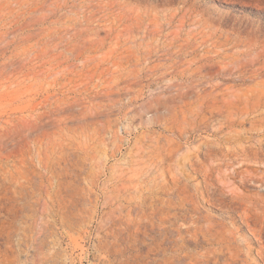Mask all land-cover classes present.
I'll return each instance as SVG.
<instances>
[{
    "label": "rangeland",
    "instance_id": "374dc122",
    "mask_svg": "<svg viewBox=\"0 0 264 264\" xmlns=\"http://www.w3.org/2000/svg\"><path fill=\"white\" fill-rule=\"evenodd\" d=\"M0 5V29L27 18L36 34L27 75L0 86V264H264V0ZM35 41L50 43L44 75ZM57 53L64 65L54 81ZM155 64H173L177 77L184 70L197 88L183 100L194 105L200 88L232 87L234 126L220 98L196 132L166 130V82ZM159 133L177 137L182 151L200 150L192 162L166 160L171 173L152 165L143 177L150 192L121 189L141 195L138 204L107 199L139 167L138 147L149 151ZM17 169L30 180L16 181ZM43 200L50 209L41 219ZM118 207L127 220L110 217Z\"/></svg>",
    "mask_w": 264,
    "mask_h": 264
},
{
    "label": "bare ground",
    "instance_id": "6f19581e",
    "mask_svg": "<svg viewBox=\"0 0 264 264\" xmlns=\"http://www.w3.org/2000/svg\"><path fill=\"white\" fill-rule=\"evenodd\" d=\"M6 18H7V12L4 11L3 5H0V22H5ZM28 24L29 21L27 18H25L23 24L19 25L18 27L15 28L4 27V29H0V86L8 84L12 79L22 77L23 75L24 76L27 75L24 73L23 66L25 64V61L30 57V54L28 53L31 47L30 42L33 41V38L36 35L35 33H30L29 31H27V27L29 26ZM33 43L37 45L36 53H34L35 58L38 59L42 57V62L40 60V63L41 66H43L42 73L44 75L47 71H49L53 67V64L50 65L51 60L49 58L47 59V52L49 50L50 43L49 42L40 43L39 41H35ZM52 44L53 45L51 46H53L56 49L58 46V42H52ZM7 52H9V54H7ZM53 61L57 69H59L60 67H62V65H64L63 64L64 60L62 59L60 53H57L56 55L53 56ZM175 69L176 68L173 69V64L169 66H164L163 64H155L152 67V71L156 75L157 79L166 82V83L163 82L165 84V89H164L165 91L163 92V98H164V105L167 110L166 117L164 118L165 122L163 125L166 130L169 131L172 130V132L173 131L176 132L180 137L182 136L187 137L191 132H196L197 125L195 120L199 118L201 121H204L206 119L204 110L207 107L214 108L215 102H218L220 98L222 99L223 102L229 105L225 109L226 112L224 116L225 122L226 124H228L229 127L234 126L237 118H239L237 117V111L234 110V107L236 110H239V108L236 106V104L233 102L232 99L233 97L236 96L238 92L235 94V92L231 90L233 89L232 87L226 86V84H224V82L221 81L220 83L216 84L211 91L210 90L208 91L205 88H200V92L198 93V97H199L198 100H202V101L198 105H194L193 103L186 102L183 99L187 98L189 94L192 92V90L197 87L192 86L191 82L186 83L185 80L182 79V77H184L185 74L183 69L180 70L181 73L179 74L178 77L174 76L173 71ZM62 70L63 69L58 70L57 72L58 76L55 77L54 81L58 79L59 74L62 72ZM30 74L33 75V77L38 78L36 72H31ZM166 77H168L167 78L168 80H165ZM128 88H131V86L129 85ZM173 89L176 90L175 96L170 94V92ZM136 95L139 96L138 93ZM176 99H179L180 101L177 102ZM210 99H212V102L214 103L211 106H208L207 104V106L205 107V101ZM213 131L214 134H218L221 131V127L215 128L213 129ZM200 147L201 145L196 146L192 150L188 149L187 151L184 150L182 151L183 147L177 141V137H173L171 135L167 136L163 133H159L158 135L153 137V143H151V149L149 151H146L144 145L142 144L140 147H138V150L136 152L137 153L136 162L139 165V167L135 169H131L129 172H131L132 175L130 176H127L128 172H123L119 178L121 185L118 186L114 191L108 192L107 199L113 200L115 198L114 202H117L119 198H122L125 201H134L136 204H138L142 198L141 195L143 193H147L151 191L150 187L147 184V181L143 179V177H146V175L148 174L147 172L150 170V167L152 165L157 167L160 173H163L164 171L171 173V166L166 165V160H173V163H175L174 166L183 160H189L190 162H192L193 158L196 157V153L200 150ZM29 171H30L29 169H17L15 175L16 181L19 182L29 181L30 180ZM171 176L176 180L175 175L171 174ZM135 187L140 189L141 192L140 196L138 197L121 196V189H128ZM49 209H50L49 204L47 203L46 200H43L40 205V213L42 216L41 219L44 218V215L48 213ZM118 209L119 210H117L116 214L115 211H112L110 217L114 221L127 220V218L122 215V211L120 207H118ZM44 227H45V223L41 221L40 227L38 229L39 234L43 233ZM4 232L9 233L10 230H5Z\"/></svg>",
    "mask_w": 264,
    "mask_h": 264
}]
</instances>
